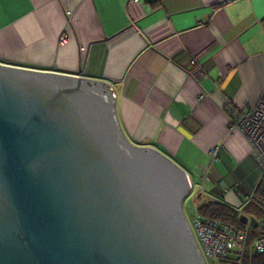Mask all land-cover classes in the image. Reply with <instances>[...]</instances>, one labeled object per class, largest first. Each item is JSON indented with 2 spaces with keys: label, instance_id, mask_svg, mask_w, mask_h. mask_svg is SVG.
<instances>
[{
  "label": "crops",
  "instance_id": "1",
  "mask_svg": "<svg viewBox=\"0 0 264 264\" xmlns=\"http://www.w3.org/2000/svg\"><path fill=\"white\" fill-rule=\"evenodd\" d=\"M0 61L104 81L126 137L183 169L200 206L255 217L263 174L231 111L264 94V0H0Z\"/></svg>",
  "mask_w": 264,
  "mask_h": 264
},
{
  "label": "water",
  "instance_id": "2",
  "mask_svg": "<svg viewBox=\"0 0 264 264\" xmlns=\"http://www.w3.org/2000/svg\"><path fill=\"white\" fill-rule=\"evenodd\" d=\"M189 192L126 137L104 81L0 61V264H207Z\"/></svg>",
  "mask_w": 264,
  "mask_h": 264
},
{
  "label": "built area",
  "instance_id": "3",
  "mask_svg": "<svg viewBox=\"0 0 264 264\" xmlns=\"http://www.w3.org/2000/svg\"><path fill=\"white\" fill-rule=\"evenodd\" d=\"M137 1V0H135ZM67 35L61 37L64 42ZM191 63H195L192 59ZM234 126H237L251 144L259 169L264 175V94L261 95L257 105L247 112L231 111ZM216 149L212 152L215 153ZM197 245L207 262L215 264H240L245 251L249 226L234 227L218 219L204 215H197L188 222ZM264 224V218L262 219ZM253 248L257 253L264 254V234L254 239Z\"/></svg>",
  "mask_w": 264,
  "mask_h": 264
},
{
  "label": "trees",
  "instance_id": "4",
  "mask_svg": "<svg viewBox=\"0 0 264 264\" xmlns=\"http://www.w3.org/2000/svg\"><path fill=\"white\" fill-rule=\"evenodd\" d=\"M246 209L249 210V213L255 215L259 223L256 227H249L248 240L240 264H264V254L255 252L252 247L254 239L264 234V224L262 223V219L264 218V175L254 189L253 197L247 204ZM241 211L223 202H210L198 208V213L201 215L218 219L234 227L245 226L239 219Z\"/></svg>",
  "mask_w": 264,
  "mask_h": 264
},
{
  "label": "rangeland",
  "instance_id": "5",
  "mask_svg": "<svg viewBox=\"0 0 264 264\" xmlns=\"http://www.w3.org/2000/svg\"><path fill=\"white\" fill-rule=\"evenodd\" d=\"M197 189L199 190V187L194 182V188L189 193H187V195L182 200L183 211L187 217L188 222L191 220V217L193 215H196L198 213V206H200L201 205L200 203L203 201V198L201 196L197 197V193H198ZM209 264L212 263L209 262ZM215 264H221V263L215 260Z\"/></svg>",
  "mask_w": 264,
  "mask_h": 264
}]
</instances>
